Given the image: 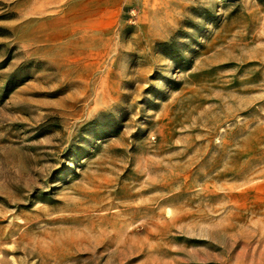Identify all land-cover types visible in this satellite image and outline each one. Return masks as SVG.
<instances>
[{
    "label": "rangeland",
    "instance_id": "rangeland-1",
    "mask_svg": "<svg viewBox=\"0 0 264 264\" xmlns=\"http://www.w3.org/2000/svg\"><path fill=\"white\" fill-rule=\"evenodd\" d=\"M0 0V264H264V0Z\"/></svg>",
    "mask_w": 264,
    "mask_h": 264
},
{
    "label": "crops",
    "instance_id": "crops-1",
    "mask_svg": "<svg viewBox=\"0 0 264 264\" xmlns=\"http://www.w3.org/2000/svg\"><path fill=\"white\" fill-rule=\"evenodd\" d=\"M52 2H55V4L57 5V6H59L60 4H62L63 2H65V0H51ZM108 0H104L103 1V3L104 4H108Z\"/></svg>",
    "mask_w": 264,
    "mask_h": 264
}]
</instances>
